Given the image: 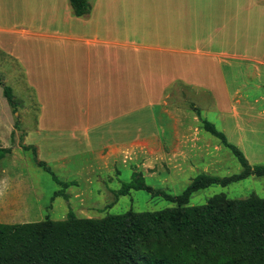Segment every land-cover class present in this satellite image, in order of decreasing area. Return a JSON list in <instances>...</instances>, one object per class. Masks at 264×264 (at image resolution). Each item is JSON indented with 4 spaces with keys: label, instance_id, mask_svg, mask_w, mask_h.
I'll use <instances>...</instances> for the list:
<instances>
[{
    "label": "crops",
    "instance_id": "obj_1",
    "mask_svg": "<svg viewBox=\"0 0 264 264\" xmlns=\"http://www.w3.org/2000/svg\"><path fill=\"white\" fill-rule=\"evenodd\" d=\"M248 3L256 6L253 17L264 21V0ZM88 4L89 13L78 17L70 0H0V49L36 97L43 147L92 154L95 169L112 171L129 164L135 147L167 156L175 169L208 153L210 144L201 138L205 118L196 106L197 115L183 113L176 101L188 98L187 89L218 98L244 65L260 72L264 34L245 52L228 36L242 18L244 0ZM239 117L230 118L241 131Z\"/></svg>",
    "mask_w": 264,
    "mask_h": 264
},
{
    "label": "rangeland",
    "instance_id": "obj_2",
    "mask_svg": "<svg viewBox=\"0 0 264 264\" xmlns=\"http://www.w3.org/2000/svg\"><path fill=\"white\" fill-rule=\"evenodd\" d=\"M256 10V6L244 0L241 20L228 31L232 41L236 40L237 50H249L250 40L264 34L263 19L253 17ZM3 21L7 22V18ZM259 67L257 73L254 65H244L243 73H237L236 79L233 75L226 93L218 98L209 91L187 89L183 93L188 98L176 101L183 113L197 115L196 106L218 131L226 128L228 142L242 151L252 166L264 165V119L253 122L246 118H264V66ZM0 80V147L10 149V153L0 159V223L62 221L70 212L78 218L99 219L128 211H162L176 204L146 190H131L121 196L117 193L133 180L135 173L142 174L155 192L178 196L198 175L223 178L243 172L233 152L206 130L202 131L201 138L210 144L208 153L191 156L190 165L179 169L173 167L167 156L159 157L148 149L150 152L142 153L139 147L132 150L129 164L118 165L116 171L95 169L92 154H59L64 146L50 153L43 147L47 142H42V135L36 131V97L27 86L25 74L1 49ZM4 87H9L19 101L16 107L8 103ZM233 114L240 116V125L243 119L241 131L233 128L234 121L230 118ZM224 116L227 118L222 119ZM35 144L40 146L39 151ZM29 146L31 148L27 149ZM63 156L73 163H63ZM39 162L46 163L61 183L39 166ZM218 194L233 200L253 195L264 198V176L252 175L226 187L214 185L198 191L191 197L189 206L204 205Z\"/></svg>",
    "mask_w": 264,
    "mask_h": 264
},
{
    "label": "trees",
    "instance_id": "obj_3",
    "mask_svg": "<svg viewBox=\"0 0 264 264\" xmlns=\"http://www.w3.org/2000/svg\"><path fill=\"white\" fill-rule=\"evenodd\" d=\"M70 3L76 16L89 13L88 0ZM4 94L12 107L19 104L9 87H4ZM202 124L233 152L242 173L223 178L198 175L178 196L155 192L142 174L135 173L118 196L146 190L176 207L99 219L70 212L62 221L0 223V264H264V198L233 200L218 194L204 205L189 206L198 191L264 176V165H250L223 132L205 119ZM9 153L0 147V159ZM39 166L61 183L46 163Z\"/></svg>",
    "mask_w": 264,
    "mask_h": 264
}]
</instances>
